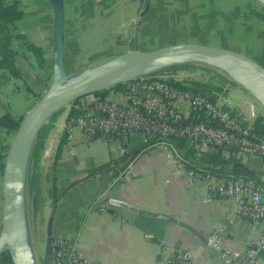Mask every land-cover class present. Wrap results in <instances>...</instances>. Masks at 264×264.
I'll use <instances>...</instances> for the list:
<instances>
[{
  "label": "crops",
  "instance_id": "obj_1",
  "mask_svg": "<svg viewBox=\"0 0 264 264\" xmlns=\"http://www.w3.org/2000/svg\"><path fill=\"white\" fill-rule=\"evenodd\" d=\"M17 3L22 10L17 31L40 45L46 56L45 65L40 66L34 53L22 46V40L16 39L17 64L22 76L7 75L0 69V115L8 112L18 118L49 84L54 12L48 0H17ZM168 13L176 16H168V25L171 19L185 24L183 17L188 15L187 22L193 29H196L194 22L208 21L212 27V19L251 26L244 36H248L247 42L242 44L246 48H228L249 53L251 57L256 55L264 63V50H261L264 27L256 31L257 36H252L256 18L264 25V8L256 0H63V65L68 80L137 49L177 42L214 45L203 34L198 35L199 31L193 37L168 34L171 26H161ZM250 36L257 39L254 45L249 42ZM220 79V88L226 87L233 107L250 103L256 110L254 100L257 99L244 84ZM119 91L112 88L106 96H115ZM239 96L247 98L234 103L233 97ZM68 110L49 117L43 124L46 133L43 150L35 166V178L36 173L40 177L39 183L36 179L38 191L42 183L47 184L49 191L44 208L47 233L51 224L52 235L71 238L78 251L96 264H166L165 254L171 251L184 252L197 264H225L205 240L213 224L224 225L222 244L225 247L246 249L259 236L260 223L238 216L232 197L208 198L206 183L190 177L186 167L177 165L168 156V147L162 141L137 150L145 143L139 132L112 137L100 134L90 139L83 138L78 131L70 137L66 133L59 158L53 165ZM12 136L0 134V145H3L0 159L5 158ZM181 151L189 159L196 157L184 142ZM125 156L128 160L120 166V159ZM241 162L254 170V175L264 174V158L252 155ZM43 169L50 174L42 181ZM2 171L0 166V181ZM53 184L54 198L50 194ZM146 233H150L149 238ZM0 244L5 246L1 238ZM256 264H264V251L258 253Z\"/></svg>",
  "mask_w": 264,
  "mask_h": 264
},
{
  "label": "built area",
  "instance_id": "obj_2",
  "mask_svg": "<svg viewBox=\"0 0 264 264\" xmlns=\"http://www.w3.org/2000/svg\"><path fill=\"white\" fill-rule=\"evenodd\" d=\"M124 83L115 96L94 92L80 96L75 103L80 112L71 114L64 123L67 135L78 131L90 139L100 134L112 137L139 132L144 141L163 138L160 141L176 164L186 167L190 177L206 183L208 198L232 197L238 216L260 223L259 236L246 249L223 246L225 227L221 223L213 224L205 239L225 264H256L258 253L264 251V174L225 177L194 169L176 139H183L196 156L221 147L225 156L233 155L240 161L252 155L264 158V131L255 123L260 113L250 103L233 107L226 87L203 92L156 74H141ZM145 235L150 237V233ZM165 263L197 264L188 254L173 251L165 254ZM50 264L96 263L83 256L71 238L53 235Z\"/></svg>",
  "mask_w": 264,
  "mask_h": 264
},
{
  "label": "water",
  "instance_id": "obj_3",
  "mask_svg": "<svg viewBox=\"0 0 264 264\" xmlns=\"http://www.w3.org/2000/svg\"><path fill=\"white\" fill-rule=\"evenodd\" d=\"M48 1L54 12L52 75L47 88L23 114L9 143L3 164L1 234L7 245L0 251L7 248L13 264H35L24 226V172L37 132L50 115L64 105L87 93L148 74L147 71L190 60H212L238 68L248 83L245 86L264 109V66L244 52L201 42H177L129 51L68 80L63 65V0ZM256 1L264 8V0ZM162 73L165 72H155L159 76H163ZM127 160L126 156L122 157L120 166ZM234 163L246 167L241 161ZM117 202L132 208L125 202ZM160 216L171 218L167 215ZM52 236L49 224L43 264H50Z\"/></svg>",
  "mask_w": 264,
  "mask_h": 264
},
{
  "label": "trees",
  "instance_id": "obj_4",
  "mask_svg": "<svg viewBox=\"0 0 264 264\" xmlns=\"http://www.w3.org/2000/svg\"><path fill=\"white\" fill-rule=\"evenodd\" d=\"M22 17V10L18 6L17 0H0V69L4 71V74L11 75L14 77H21L22 71L17 64V54L18 49L15 46V40H22V46L26 49L31 50L36 58L37 63L40 66H44L46 63V56L44 55V49L37 45L30 40L27 39L24 32L17 31L18 21ZM174 66V65H169ZM170 68V67H168ZM167 78V77H166ZM167 80L171 82H176L183 86H187V83L195 90H200L203 92H209L212 89H220L221 86V79L219 78L217 85H210L209 82L197 80V79H190V80H183V79H176L173 76L167 78ZM125 83H118L112 87L105 88L94 93L106 94L108 90L111 88H123ZM78 98L71 102V105L68 110V116L71 114H77L80 112V109L75 107V103L77 102ZM63 108L61 107L50 117H53L55 114L60 112ZM22 117H15L12 114L5 112L0 115V134L4 133L6 135H13L16 129L19 126L20 120ZM256 127L260 131H264V114H258L255 119ZM44 125L41 126L39 131L37 132L34 142L32 144L30 154L28 157V166H27V189L30 195H33L34 191L37 190V182L35 178V166L36 161L39 158L40 154L43 150V143L45 137ZM66 131L62 133L58 146L56 148V152L54 154V159L52 164L55 165L57 159L59 158L62 145L66 140ZM163 138L160 137H151L148 138L145 143L137 147L139 149H145L149 145L162 140ZM177 144L181 147L183 145L184 140L181 138H177ZM3 145H0V157L2 155L1 148ZM185 156H188L184 154ZM1 167H3L4 157L0 159ZM240 161L238 158L234 157L233 155L225 156L222 152V148L218 147L216 150H204L201 152L199 156H196L194 159H190L189 165L194 169L200 171H209L215 173L217 175L231 177V176H243V177H251L254 175V170L250 168H246L244 166L236 165L234 162ZM229 163V166H225L224 163ZM104 167L101 168V170ZM53 179L55 175H53ZM83 179V178H81ZM79 179V180H81ZM77 180V181H79ZM75 182V181H73ZM55 185L53 184L50 188V194L54 198L55 193ZM0 264H13L11 260L10 253L7 248H4L0 251Z\"/></svg>",
  "mask_w": 264,
  "mask_h": 264
},
{
  "label": "rangeland",
  "instance_id": "obj_5",
  "mask_svg": "<svg viewBox=\"0 0 264 264\" xmlns=\"http://www.w3.org/2000/svg\"><path fill=\"white\" fill-rule=\"evenodd\" d=\"M164 6L167 8V4ZM199 13L200 11H198V14ZM170 15L173 16L174 18L176 17L172 13L165 14L163 17L164 21L161 24V26L162 25L166 26V28H169L171 26L169 31L167 29L168 34H171L174 36L178 34L180 35L186 34L187 36L193 37V35L199 31V33L197 34L198 35L200 33L203 34L202 35L203 38L205 40L208 39L211 42V44L220 45L221 47L238 46L235 48H246V46H242V44H246L248 36L247 37H244V36L246 35V30L250 28L251 26H246L244 23H238V22L236 23L235 21H232V20L223 21L221 19L220 20L212 19L213 28L209 26V22L207 21L203 23L194 22L193 25L195 26L196 29H193L192 26H190L189 23L187 22L188 15H185L183 17L185 24H183L181 21L171 19L168 25V16L170 17ZM215 16H218L216 12H215ZM191 17L193 16L191 15ZM161 26L159 25V27ZM253 27L255 30L254 31L255 34H253L252 36H257L256 31L261 30V28L264 27V25L261 24V21L256 18V20L253 21L252 23V28ZM157 28L158 26H156L153 34H156ZM249 39H250L249 42H251L252 45L256 43V40H257L256 38H253L250 36ZM261 50H264V47H262ZM253 58H255L262 65L264 64L261 61V59L257 57L256 55H253ZM155 72H165L164 74L162 73V75L163 77H167V78L170 76H173L176 79H183V80L197 79V80L209 82L210 85L211 84L217 85L219 81L218 79L220 77L224 78L225 82H226V79L227 80L230 79L234 81V83H236L237 85L240 84L239 82H237L236 80L230 77V75L225 71V68L222 65L215 66L214 63H206V62H203L202 60H190L187 62H180V63L174 64V66H166V67L157 68L155 70L147 71L148 74H153V73L155 74ZM222 84L224 85L225 83L223 82ZM240 85H243V84H240ZM110 90H108L107 92H109ZM227 90L229 91V87H227ZM107 92L106 94H103V95L104 96L108 95L109 93ZM244 98H247V97L239 96L237 97V99L236 97H233V99L235 100L234 103L237 104ZM254 105L257 111L260 110L264 112V109L262 108L258 100H254ZM69 106H70L69 104L64 105L61 111L64 112L65 110L69 108ZM168 156H169V149H168ZM46 157L48 159L51 158V153L50 152L47 153ZM27 166H28V162L26 164V168L24 172V195H23L24 197V226H25V232H26V236H27V240H28V244H29V248H30L33 260L35 264H43L44 263V253H45V243L47 239V232H46L47 225H46V219H45L46 212H44V208L46 207V202L48 201L49 191H48V187L46 186L47 184L42 183V187L39 191L37 188V190L33 192L34 193L33 195L29 194L28 189H27V180H26L27 179L26 178ZM49 174L50 172L45 173L43 169V173L41 175L42 181L45 179V176L46 175L48 176ZM36 179H37V182L39 183L40 177L37 173H36ZM1 214H2V181H0V238H3L1 234ZM6 245H7V241H6L5 246Z\"/></svg>",
  "mask_w": 264,
  "mask_h": 264
},
{
  "label": "bare ground",
  "instance_id": "obj_6",
  "mask_svg": "<svg viewBox=\"0 0 264 264\" xmlns=\"http://www.w3.org/2000/svg\"><path fill=\"white\" fill-rule=\"evenodd\" d=\"M202 61L206 62V63H214L215 66L222 65L225 68V71L230 75L231 78H233L237 82H240L244 85H248L246 79L244 78L243 74L241 73V71L238 68H235L234 66H231V65H223L219 62L212 61V60H202ZM1 239H3L5 244H6L5 239L4 238H1ZM3 247L4 246L2 244H0V249Z\"/></svg>",
  "mask_w": 264,
  "mask_h": 264
}]
</instances>
